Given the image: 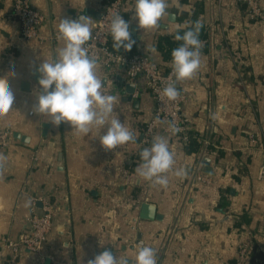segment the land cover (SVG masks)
<instances>
[{"label": "crops", "instance_id": "crops-1", "mask_svg": "<svg viewBox=\"0 0 264 264\" xmlns=\"http://www.w3.org/2000/svg\"><path fill=\"white\" fill-rule=\"evenodd\" d=\"M15 1L0 0V78H8L15 96L12 110L0 117V132L8 131L13 141L0 147L7 158L0 172V264L11 257L8 242L26 236L31 217L42 215L47 205L53 221L44 253L22 248L17 264H88L105 249L130 257L131 264L141 243L156 250L157 264H233L239 246L251 243L246 264H264V181L259 177L264 162V20L249 19L233 0H168L159 27L144 30L134 19L135 0L126 1L122 17L135 44L119 52H141L169 71L172 50L179 46L170 48L168 42L175 41L177 32L199 20L208 40L196 74L177 83L188 96L182 113L193 140L185 144L162 127L155 134L166 136L175 153L164 188L135 172L144 149L143 128L155 105L151 93L134 86L123 70L109 72L99 65L98 75L106 93L117 97L114 112L133 132L134 142L105 150L97 136L107 128L81 136L70 123L57 127L50 117L32 112L40 91L37 68L63 46L60 19L85 15L93 19L94 30L109 0H31L48 18L39 30L41 40L21 36L11 15ZM259 2L264 10V0ZM252 138L258 146H252ZM198 167L210 184L195 181ZM179 168L186 177L175 176ZM144 204L155 207L156 217H141ZM61 224L62 234L57 232Z\"/></svg>", "mask_w": 264, "mask_h": 264}, {"label": "clouds", "instance_id": "clouds-1", "mask_svg": "<svg viewBox=\"0 0 264 264\" xmlns=\"http://www.w3.org/2000/svg\"><path fill=\"white\" fill-rule=\"evenodd\" d=\"M168 8V0H135L134 19L138 20L141 29H154L168 14ZM109 16L113 47L118 51L122 47L125 51H131L135 41L131 38L129 23L119 13H110ZM170 20L174 23L175 16H171ZM93 27V19L85 15L75 20L60 19L58 38L63 41V46L56 50L55 58L43 60L37 68L40 91L36 94L32 112L50 117L48 121L57 127L61 123H70L72 131L81 136H87L93 129L107 128L103 135L97 137L105 150H111L134 142L135 137L115 114L117 97L106 93V82L98 75L99 56L89 51ZM202 27V23L197 20L183 35L177 32L174 36L176 41L183 43L173 49L171 54L172 77L175 79L169 77V82L161 92V96L169 101H175L180 96L177 83L192 78L201 66L202 42L199 33ZM9 75L15 73L10 72ZM14 100L8 78H0V117L12 110ZM211 118L215 119V114ZM168 127L172 134L179 131L175 123L170 122ZM140 158L141 162L135 168L136 174L153 186L166 188L169 184L167 174L176 163L168 138L164 135L154 136L151 147L144 148ZM6 159L0 155V172L5 167ZM174 174L182 179L187 176V171L179 168ZM63 231L64 226L58 225L57 232L62 234ZM129 258L117 257L105 249L88 264H129ZM131 264H157L156 250L141 243L137 255L131 257Z\"/></svg>", "mask_w": 264, "mask_h": 264}, {"label": "built area", "instance_id": "built-area-1", "mask_svg": "<svg viewBox=\"0 0 264 264\" xmlns=\"http://www.w3.org/2000/svg\"><path fill=\"white\" fill-rule=\"evenodd\" d=\"M127 0H109L104 6L102 15L93 30L92 39L89 41V51L95 52L99 56V65L109 72H121L126 74V78L134 86H141L142 91L151 93L155 108L152 118L143 128V138L141 144L143 148L151 146L152 139L158 128L162 127L163 133L173 135L185 144H189L193 137L188 132V122L183 116V106L188 101V96L180 92V96L175 101H169L161 96V92L169 77H172V68L165 71L160 64L149 56L141 52H119L111 46V35L109 32L110 13L124 12ZM244 8L245 15L254 21L264 20V10L259 0H233ZM12 17L20 24L21 36L25 40L38 39L40 28L45 25L48 18L45 13L33 7L31 0H16L12 12ZM202 48L207 44V39H200ZM201 48V49H202ZM174 80L175 78L172 77ZM144 85V88L142 87ZM159 117V119H157ZM175 123L179 131L170 133L169 123ZM13 143L8 131L0 132V147L5 148ZM259 141L252 138V146H258ZM195 181L197 183L210 184L211 178L198 167L195 170ZM259 177L264 181V162L260 166ZM53 211L50 206H45L42 215L35 214L30 219L29 233L19 241L8 242L11 249V257L5 264H17L20 250L25 248L31 253L42 255L45 251V241L52 229ZM252 244L242 243L239 246L237 260L233 264H246V257Z\"/></svg>", "mask_w": 264, "mask_h": 264}, {"label": "water", "instance_id": "water-1", "mask_svg": "<svg viewBox=\"0 0 264 264\" xmlns=\"http://www.w3.org/2000/svg\"><path fill=\"white\" fill-rule=\"evenodd\" d=\"M19 138H22L21 136H18ZM141 217L143 219L151 220L154 217H156V209L151 204H144L141 208Z\"/></svg>", "mask_w": 264, "mask_h": 264}, {"label": "trees", "instance_id": "trees-1", "mask_svg": "<svg viewBox=\"0 0 264 264\" xmlns=\"http://www.w3.org/2000/svg\"><path fill=\"white\" fill-rule=\"evenodd\" d=\"M202 34H203L202 32L199 33V39H201V38L204 37ZM181 35H183V33H181ZM182 43H183L182 41H176V40L175 41H172V42H168L170 48L173 47V46L175 47L176 45L177 46H180Z\"/></svg>", "mask_w": 264, "mask_h": 264}]
</instances>
